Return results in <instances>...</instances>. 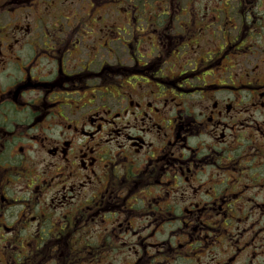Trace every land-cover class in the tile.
Wrapping results in <instances>:
<instances>
[{
  "label": "flooded vegetation",
  "instance_id": "obj_1",
  "mask_svg": "<svg viewBox=\"0 0 264 264\" xmlns=\"http://www.w3.org/2000/svg\"><path fill=\"white\" fill-rule=\"evenodd\" d=\"M0 264H264V0H0Z\"/></svg>",
  "mask_w": 264,
  "mask_h": 264
},
{
  "label": "rangeland",
  "instance_id": "obj_2",
  "mask_svg": "<svg viewBox=\"0 0 264 264\" xmlns=\"http://www.w3.org/2000/svg\"><path fill=\"white\" fill-rule=\"evenodd\" d=\"M109 13V11H105V14H106V19L110 16L111 18L110 19H108V22L107 23H111L112 21V18H113V14H112V16L110 15V14H108ZM102 21H105V20H102ZM104 35L102 34V33H100L99 32V37L100 38H102ZM83 45H80V47H82ZM89 48L91 47V46H88ZM101 48H103V46L101 45V43L99 42V53H101V56H99V58H102L104 55H105V53H106V50H103V49H101ZM100 62V61H99Z\"/></svg>",
  "mask_w": 264,
  "mask_h": 264
}]
</instances>
